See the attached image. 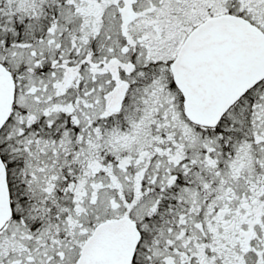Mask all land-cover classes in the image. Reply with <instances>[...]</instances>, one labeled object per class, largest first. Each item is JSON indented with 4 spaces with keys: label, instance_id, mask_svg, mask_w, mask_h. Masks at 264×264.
<instances>
[{
    "label": "snow or ice",
    "instance_id": "snow-or-ice-1",
    "mask_svg": "<svg viewBox=\"0 0 264 264\" xmlns=\"http://www.w3.org/2000/svg\"><path fill=\"white\" fill-rule=\"evenodd\" d=\"M0 264H264V0H0Z\"/></svg>",
    "mask_w": 264,
    "mask_h": 264
}]
</instances>
